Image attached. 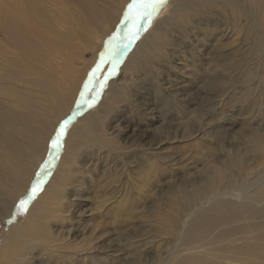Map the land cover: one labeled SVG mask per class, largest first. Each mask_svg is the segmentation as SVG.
I'll list each match as a JSON object with an SVG mask.
<instances>
[{
	"label": "rangeland",
	"instance_id": "1",
	"mask_svg": "<svg viewBox=\"0 0 264 264\" xmlns=\"http://www.w3.org/2000/svg\"><path fill=\"white\" fill-rule=\"evenodd\" d=\"M3 1L5 13L28 17L34 37L28 36L42 48L62 42V26L73 31L86 9L100 15L123 2ZM225 2L174 24L164 46L154 45L137 63L140 107L122 111L120 124H106L105 138L124 153V166L107 150L99 158L112 160L109 173L95 160L81 162L92 172L84 188L69 189L77 194L76 213L54 226L55 233L75 227L76 236L62 245L77 252L75 264H264V0ZM126 12L116 26L125 24ZM155 17L143 22L140 36L164 14ZM77 31L84 45L92 43L88 31ZM57 116L49 112L45 133ZM35 125L42 140L43 118ZM211 195L224 201L209 206ZM9 244L15 256L2 264H18L22 243L9 236Z\"/></svg>",
	"mask_w": 264,
	"mask_h": 264
},
{
	"label": "bare ground",
	"instance_id": "2",
	"mask_svg": "<svg viewBox=\"0 0 264 264\" xmlns=\"http://www.w3.org/2000/svg\"><path fill=\"white\" fill-rule=\"evenodd\" d=\"M128 1L123 0L120 10L113 12V7H107L100 15L86 9L84 22L73 31L62 26V42H43L42 48L28 36L34 37L28 28V17L20 10L5 13L1 4L6 3L0 0V264L15 256L11 244L4 247L9 236L22 243L18 264H33L38 256L46 257L41 260L44 264H75L77 252L62 246L76 236L75 227L55 233L54 226L76 213L72 196L77 194L69 189L84 188L92 172L81 162L89 164L95 160L109 173L114 163L106 161L108 156L99 158L102 150H107L124 166V153L115 150V144L105 138L106 124H120L122 111L132 112L140 107L144 80L138 79L137 63H142L154 45L164 46L174 24L186 19L194 21L195 16L226 4L225 0H170L158 14L164 17L155 20L157 23L148 33L134 39V48L128 52V40L120 37V29L125 32L130 25L125 21L116 26ZM78 29L89 32L90 45L83 44ZM114 35L119 43L113 41L109 45V37ZM85 51H91L89 59L85 58ZM137 99L138 103H134ZM50 111L56 112L54 121L58 122L45 133ZM42 118L45 127L41 140L35 123ZM65 120L69 123L61 137V147L54 150L51 141ZM162 161L166 163L165 159ZM38 182L27 211H21L19 201L31 195ZM221 198L224 197L211 195L206 202L213 206L222 203ZM58 240L63 243L55 244Z\"/></svg>",
	"mask_w": 264,
	"mask_h": 264
},
{
	"label": "snow or ice",
	"instance_id": "3",
	"mask_svg": "<svg viewBox=\"0 0 264 264\" xmlns=\"http://www.w3.org/2000/svg\"><path fill=\"white\" fill-rule=\"evenodd\" d=\"M168 0H132V2L127 6V12L125 14V20L130 25L128 33L123 39H127L129 44L132 40L138 39L143 26V22L147 21L150 25L155 15H158L160 11L167 5ZM146 30V26H144ZM113 41L119 43L118 37L113 36L109 41V45L113 44ZM103 62V61H102ZM69 121L65 120L60 128V131L56 134V138L51 141L54 150H59L61 147L60 140L64 135L65 126ZM39 187V182L32 187L31 195L27 196L25 199L19 201V208L21 211H27V205L31 201Z\"/></svg>",
	"mask_w": 264,
	"mask_h": 264
}]
</instances>
